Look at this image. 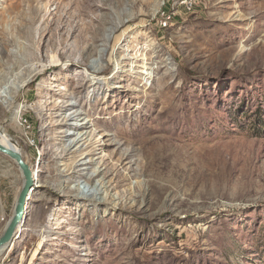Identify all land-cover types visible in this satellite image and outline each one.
<instances>
[{"label":"rangeland","instance_id":"rangeland-1","mask_svg":"<svg viewBox=\"0 0 264 264\" xmlns=\"http://www.w3.org/2000/svg\"><path fill=\"white\" fill-rule=\"evenodd\" d=\"M82 1L0 0V128L38 176L0 264H264V0ZM60 36L94 51L49 67ZM34 54L47 72L8 89ZM66 107L120 203L48 184ZM22 184L0 155V236Z\"/></svg>","mask_w":264,"mask_h":264},{"label":"bare ground","instance_id":"bare-ground-1","mask_svg":"<svg viewBox=\"0 0 264 264\" xmlns=\"http://www.w3.org/2000/svg\"><path fill=\"white\" fill-rule=\"evenodd\" d=\"M144 3H147V1L145 0ZM82 4H85L87 7L91 6L92 0L82 1ZM52 30H53V28H52ZM114 30H116V29H114ZM35 31H37V30H35ZM50 31H51V28L48 27V28H46V31H44L42 33V35H44L45 33L46 34L50 33ZM41 37H43V36H41V35L39 36V40L37 43H35L33 40V44H38L39 47H43L44 38L42 39ZM60 38H61V36H60ZM94 39H96V38H94ZM94 39L92 38L91 42L89 44H87V46L85 48H82L80 46L79 42H75L73 44L71 43L70 45H68L66 43L67 41H65L61 38L56 43L54 48H52V50L50 51L49 67L57 66L59 63H61V61L64 58L75 59L76 55H79L81 60H84L83 58L85 57V55H88V54L90 55L94 51V43H95ZM36 50H37V47H36ZM96 58H97V56H96ZM77 63H79V62H77ZM97 66H99L98 60H95L93 63L88 64L89 69H94ZM136 66H138V64H135V67ZM44 69L45 68H42L40 66L39 57L37 56V54H34L33 59L31 61V64H29L27 66V68L24 69V71H26L24 74L25 77L23 76V78H22L20 76V77H18L17 81L16 80L10 81L9 82L10 86H8L7 88L9 89L12 87L15 92L20 91L25 86L27 79L34 80L43 71L45 74L47 71H45ZM21 72H23V71H21ZM20 75H22V74L20 73ZM69 110H71V108H69V107H66L64 109L59 110L62 112L61 113L62 119L59 123H57L58 126L56 129L59 131L62 129L61 127H65V126L70 125L71 121H79V124L75 125V127H76L75 130H72L73 132H76L75 138L71 142L72 146L70 145L67 148H63V149H61V152H60V154L64 156V160H65V158H67L66 160L69 161V163L67 165H65V169L63 171L59 172V174L57 175L58 177H56L55 181L49 182L48 184H52V190L58 189V191L65 192V194L74 195L75 197H78V199L90 198L91 200L96 201L98 203L99 202L105 203L107 201V198H108V200L109 199H111V200L115 199L120 203V201H122V198H123L121 196V194L116 193L115 194L116 198H115V196L110 197L108 195V192H106L108 189L107 185L109 184L108 182H105V172L104 171L106 168L103 169L102 171L94 170L91 175H88L87 172L83 174L84 171H90L91 167L94 166L95 164H96V166H98V165L101 166V165H100V162L96 163V160L90 161L88 163L82 162L83 160L81 158L83 156H85V155L86 156L96 155V150L91 148L92 143L90 141H89V145L86 147L85 150L81 149L86 143H88V141L86 139L87 134L85 132L86 131L85 129L88 127L89 123L85 122L83 120L84 118L81 119L82 117L80 116V114H75L73 116H67V113L69 112ZM17 115H18V113L15 116V120L20 118L21 112L18 116ZM48 130L50 131V128L46 129V131H48ZM0 132H1L0 144L7 146V147L14 148L21 153V150L17 144L10 143L7 141V137L1 128H0ZM76 145H81V146L76 152L75 151L72 152V148ZM126 158H129V155ZM82 166H84V167H82ZM122 167H125V166H122ZM37 177L35 178L36 181L38 180ZM118 177H120V175H118ZM83 178L85 179L86 184L81 188L79 181ZM35 180H33V183L35 182ZM74 182L76 183V186L72 190L70 184L71 183L74 184ZM24 218H25V215H24L23 219ZM19 228H20V226L18 227L17 231L19 230ZM4 251L5 250L1 251L0 254L3 253Z\"/></svg>","mask_w":264,"mask_h":264},{"label":"water","instance_id":"water-1","mask_svg":"<svg viewBox=\"0 0 264 264\" xmlns=\"http://www.w3.org/2000/svg\"><path fill=\"white\" fill-rule=\"evenodd\" d=\"M1 135V132H0ZM0 155L11 160L19 169L23 184L19 190L12 216L10 217L5 230L0 236V252L6 250L17 236V229L23 221L25 211L27 209L28 196L33 187V176L31 169L24 162L22 154L14 148L0 144Z\"/></svg>","mask_w":264,"mask_h":264}]
</instances>
